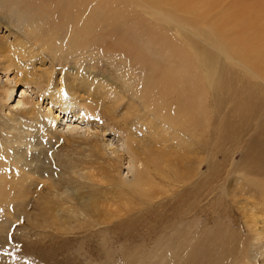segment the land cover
<instances>
[{"label": "bare ground", "instance_id": "bare-ground-1", "mask_svg": "<svg viewBox=\"0 0 264 264\" xmlns=\"http://www.w3.org/2000/svg\"><path fill=\"white\" fill-rule=\"evenodd\" d=\"M101 2L99 0H0V74L4 76V82L8 81L5 88L1 90L0 102L2 104L0 105L3 109L5 104L11 101L10 109L19 111L20 108H23L19 114L8 113V116H2L0 113L2 122L11 120L15 124L14 129L5 124L1 129L6 138V146L3 152H0V208L11 207L17 212L25 214L28 221L35 220L47 225L51 222H70L71 225L67 223L69 228L66 229L68 234L70 232L72 236L76 230L82 232L84 227H88V229L91 227L86 226L87 222L92 220L91 213L102 204L100 202L102 199L98 200V195L91 190L90 195L83 202L84 206H79V203L69 204L70 206L67 205L66 210L61 206L56 207L51 203V199L49 200L50 195L56 198L61 197L63 201H66L65 203H74L75 199L67 190L61 195L49 191L47 197L41 193L40 196L34 195L30 199L31 208L40 207L41 213L39 215L33 216L30 209L27 210L30 191L26 188L25 183L28 184L31 177L47 173L43 170H36L39 168L37 165L36 167L31 166V162H34L35 158L47 156L50 150L49 144L52 141H49L48 144H42L41 134L50 139L54 134L71 135L73 143L78 142L75 138L84 137L85 146L91 154L97 157L100 166L101 162L105 163V166L107 164L108 168H106L109 169V172H114L118 176L117 179H114L115 183L110 186L112 191L110 188L102 187L101 189L100 183L103 180L97 177V180H101L100 183L93 181L94 184H91L89 188L101 189L100 192L97 191L98 194L108 193L109 197L106 196L105 201L108 200L114 205H121L124 209L133 203V199L137 202L136 205L140 203L142 209L145 206L144 203L161 205L163 201L170 198L168 195L162 197L167 194L164 192L168 190L170 194L177 193L185 185H189L193 180L191 179V168L193 167L191 166V152L187 151L191 147L188 142V135L191 131V54L181 47H173V50L169 51L161 50L155 46L153 41L148 40L149 33L153 32L156 35L159 34L160 41L163 42L175 40L177 37L173 32L180 33L181 37L177 39L189 44H191V37L202 39L198 40L201 42V46L194 45L197 58L202 62L207 73L205 77L207 85L205 86L200 80L201 92L199 91V97L204 99L205 96L204 100H207L212 96L217 112L229 109L236 114V118L240 122V125L235 129L230 123L220 127L221 131L226 128V135L221 146H229L231 149L223 151L217 148L214 157L218 154L225 155V158L228 157L231 165L235 167V156L240 153L242 162H248L250 165L247 175L264 178V58L260 56L261 54L263 57L264 54L263 50L260 53L258 51L262 47L260 45L264 44V39L253 42V36H251L253 39L250 36H244L241 38L242 41L239 39L240 42L238 41L235 49L231 42L234 43L235 41L233 36H240L242 24L239 19H235L237 22L230 21L226 25L213 26L212 31L218 35L216 39L210 32L204 31L202 33L197 29H192L191 24L177 18L180 16L169 17L162 14L161 8H156L152 3L149 6L151 14L147 15L148 11L144 12L141 9L133 8L128 0L122 1L134 13L138 14L139 19L136 22L132 20L133 16L130 13H125L128 15L127 17L124 14L121 16L120 14L119 16L112 14L111 11L116 8L110 11L106 6L100 5ZM187 4L186 8L189 10V4ZM68 22L73 25V31L72 34L70 33L72 36L67 34L66 38L68 37L74 48L81 46L84 48L83 51L87 47L89 49L98 48L97 52L101 51L104 55L110 52H119L127 58L132 57L130 59L146 71L142 72L144 77L136 82V88L140 87L141 89L143 87L144 91L147 82L150 91L152 93L160 91L159 99H164L170 107V113L161 115V127H157V129L160 128L158 130L160 133H158V137L156 134L157 139L153 141L155 146L162 145L161 148L146 147L141 144L139 139H136L138 138L136 134L129 131H116L113 127L115 125L108 122L113 121L111 113L121 102L126 105L128 117L140 115L135 99H128L126 95L130 90L136 98L137 90L133 91L132 83L125 84L127 81H124L125 83L122 85L114 84L115 82L111 78L108 79L99 71H95L93 66L85 67L83 65L85 62L81 63V61V64H73L71 67L64 66L55 71L53 61L58 57L57 49L48 39H45L44 35L49 30H44L46 28L55 29L57 24L65 25ZM143 22L146 26H152V29L144 27ZM257 32L255 31L256 35ZM52 36H56V34L52 33ZM33 39L36 40L35 43ZM230 45L233 47L231 52ZM224 46L230 49L224 51ZM39 48H42L43 51ZM47 52H49V56ZM219 55L234 63L236 68L216 67V65V68L209 73L207 67L219 62ZM130 59L129 62L132 64ZM163 67L164 72L162 71ZM149 73L152 74L153 78L149 79ZM195 75L192 77H196ZM119 77L126 79L122 75ZM165 83L168 84L167 87H164ZM17 88H22V91L19 100L14 101L17 98ZM209 91L211 92L209 93ZM108 101H112V103ZM100 108L105 109L104 113L110 116L107 122L105 119L107 115L104 118L99 112ZM129 109L133 111H129ZM182 111L184 114H180ZM41 114L49 119H41ZM198 114L202 115L203 113ZM17 115H21L22 119L34 120L39 123V132L35 133V138L27 140V138L25 139L27 136L24 134V138L21 137L22 140L20 139L21 141L16 140L12 131L17 128V125H22V121L19 122L15 118ZM131 123L134 124V122ZM51 126L53 130H49ZM156 126H159V123ZM180 126L186 128L185 134L179 133ZM126 129L129 130L130 128L126 126ZM16 132L20 134V131L16 130ZM114 133L117 136L116 134L114 136ZM216 134L218 133L216 132ZM109 136L111 138L106 140L105 138ZM217 138L219 141V136ZM24 142L26 144L25 151L18 146ZM182 147L185 149V154L182 155L184 158L180 157ZM33 148L38 149V155H30L29 152ZM77 164L74 163L70 166L73 178L82 183L91 180V175L89 177L85 174L86 168H80ZM215 165L216 163L211 168L213 176L211 175V178H207L206 181L208 190L211 191L208 195L214 193L212 191L214 186L212 185H220L221 182H225L222 178L224 168L215 169ZM122 167L127 170L126 175H124ZM32 168L35 171H31ZM94 169L96 170V168ZM91 170L93 172V169ZM248 179L245 176L244 181H232L227 196L233 204L237 205L239 210H245L246 225L256 235L254 238L264 241V180L249 181ZM110 180L113 181V178ZM40 184L41 188L45 185L44 183ZM82 187L85 188L86 184ZM44 188L46 189V187ZM197 188L199 189V187ZM77 191L76 189L75 192ZM85 193L88 194V192ZM84 194L82 195L84 196ZM190 194L191 192L187 193V195ZM240 195L244 197L240 198ZM77 197L79 200L80 198L83 199L82 196ZM33 199H36L35 203L32 202ZM78 199L77 202H79ZM250 200H253V208L248 207L243 202ZM216 201H213L211 205L221 206L220 198ZM179 204L180 200L177 199L171 201L169 206L172 210H176ZM116 208H113L114 212ZM257 209L260 212H257ZM135 210L138 212V206ZM121 212L125 213L123 210ZM188 214L191 213L184 211L182 217H188ZM142 216L137 217L136 220L140 221ZM229 218L228 213L220 211L218 214L215 212L211 219L214 220V226H219ZM136 220L128 223V226L134 228ZM183 221L186 228L183 237L189 241L191 233L188 231L191 228V219L187 218ZM102 224L108 225L111 222L104 220ZM130 227L129 229H131ZM120 228L115 227L118 231ZM167 229L169 228H163L164 232H167ZM111 230L108 229L107 231ZM215 231L212 228L210 234L206 236V240L210 239L211 242L206 249L207 251L205 250L206 260L209 264H212L219 257L222 258L221 253L224 252L221 251L222 248L219 243L212 239ZM223 234L224 232H218L217 235L222 238ZM177 241L180 242L181 239H177ZM175 243L177 242H172L173 245Z\"/></svg>", "mask_w": 264, "mask_h": 264}, {"label": "rangeland", "instance_id": "rangeland-1", "mask_svg": "<svg viewBox=\"0 0 264 264\" xmlns=\"http://www.w3.org/2000/svg\"><path fill=\"white\" fill-rule=\"evenodd\" d=\"M122 1L124 0H99V2H101L99 4L106 6L110 11L116 8L115 10L111 11V13L113 12L112 14L114 15L119 16L120 14L121 16L122 14L125 15V13H130L133 16L132 20L137 22L139 19L138 14L134 13L132 9ZM128 1V3L133 5V8L141 9L144 12L148 11L149 13H146L147 15L151 14L149 6L152 3L156 8H161L162 14L169 17H174V15L180 16L177 18L185 20L187 24H191L192 29H197L202 33H204V31L210 32L211 35L216 39L218 38V35L216 32L212 31L213 26L226 25L230 21L237 22L235 19H239L242 24L240 36L238 34V36H233L232 38L235 41L234 43L231 42V44L235 46V49L237 47L236 45H238V41H242L241 38H244V36H253L255 39L254 40L251 37L253 42L262 40V38L264 39V0ZM186 3L189 4H187L189 10L186 8ZM125 16L127 17L128 15ZM69 23L70 22L65 25L59 23L55 26V29L46 28L44 30H49V32L44 35L45 39H48L54 45L55 49H57L58 57L53 61L55 64V71L63 68L64 66L71 67L73 64H81L85 62L83 64L85 67L93 66L95 71H99V73L105 75L108 79L111 78L115 82H113L114 84L122 85L125 83L124 81H127L125 84H128V82L132 83V89L133 91L137 90V96L135 98L134 93L130 90L126 93V95L128 99H135V104L137 105L140 112V115H137L138 117H128V114L126 113L127 108L124 102H121L111 113V118L113 121H108L110 116L104 113L106 111L105 109H103V111L102 108H100L99 112L104 118L107 115L105 118L106 122L108 121L111 124L113 123L115 125L113 127L116 131H129L136 134L138 137L136 139H139L141 144L144 146L149 148H161L162 145L155 146L153 141L157 139L158 133H160L158 131L160 128L157 129V127H161V115H167L170 113V107L164 99H159L160 91H155L153 93L150 91L147 82L144 91L143 87L141 89L140 87L136 88V82H139L140 79L144 77L142 72L146 71L143 70L137 63L135 64V61L130 59L132 57L127 58L125 55L119 52H110L104 55L101 53V51H98L99 53L97 52L98 48L89 49L87 47L84 51V48L81 46H79L81 49L79 47L74 48L68 37L66 38L67 34L68 36H72L71 32L73 31V25ZM143 26L152 29V26H146L144 22ZM161 30L164 31V29ZM255 31H258L257 35ZM52 33H55L56 36H52ZM149 34L150 36L148 40L153 41L155 46L159 47L163 51L173 50V47H181L186 52L191 54V131L188 135V142L191 147L187 149V151L191 152V166L194 167L191 168V179L193 180H191L189 185H185V187L180 189V191L177 193L174 192L170 194L168 193V190L164 192V194H167L163 195L162 197H166V195H168L170 198L163 201L161 205L156 206L144 203L145 206L142 209L140 203L136 205L137 202L133 199V203H130V206H127V208L124 209L121 207V205H114L108 200H106V202V196L109 197L108 193H97V191L100 192L99 190H101L102 187L110 188L111 184L115 183L114 179H117L118 176L114 172H112L113 174L109 172V169H107V164L105 166V163L103 164L101 162L100 166L98 163L99 161H97V157L94 156V154H91L89 149L85 146L84 137L75 138L77 139L76 141L80 142H74L76 145L75 146L71 135L54 134V136L50 139L44 137L41 134L40 136L42 144H48L49 141H52L49 144L50 150L48 151L47 156L35 158V161L31 162V166L36 167L37 165L39 168L36 170H43L47 173L41 176L31 177V181L28 184L25 183L26 188L30 191V195L28 197L29 205L27 210L30 209V212L33 214V216L39 215L41 213L39 210L40 207L31 208L30 199H32L34 195L37 197L40 196L41 193L44 197H47V193L49 191L58 195H61L66 190L69 191V193L75 199L74 203H65L66 201H63L61 197L59 198V196L58 198L53 197V195L49 196V200L51 199L50 201H52L51 203L53 205L56 207L61 206L65 210L66 206L69 204L75 205V203H79V206H84L83 202L85 198L90 195V190L98 195V200H103L100 201L103 205L100 204L98 206L99 208L97 207L91 213L92 220L87 222L88 225L86 224V226L91 227H89V229L88 227H84L82 232L76 230L73 236L70 234V232L69 234L67 232L66 228H69L67 225L68 222H51L47 225L43 222L38 223L35 220L28 221L25 218V214H21L11 207L0 208V264H209L206 260L205 250L208 248L211 242L210 239L206 240V236L210 234L212 228L217 231V234L218 232H224L222 238L218 237L216 231L212 235V239L217 241L222 248L221 251H224L221 253L223 257H219L212 264H255L256 262V264H264V241H259L254 238L256 235L253 234V232H251L246 225L247 223L244 217V214H246L245 210H239L237 205L233 204L227 196L230 184L234 180L244 181L245 176L246 178H249V181H258L259 179L264 180V178H257L247 175L250 165L248 162H242V156L240 153L235 156V167L231 165L228 157L225 158V155L222 156L221 154H218L216 157H214L217 148L223 151L231 149L229 146H221V143L226 135V128L221 131L220 127L225 126L226 123H230L232 128L235 129L240 125V122H238L236 114L231 112L229 109L225 111L222 110V112H217L212 96L207 100H204L205 96L204 99L199 97L200 80L206 86L207 83L205 81V77L207 73L205 71V67L202 66V62H200L197 58L194 45L201 46V42L198 40L202 39L191 37V44H189L186 41L177 39L181 37L180 33L176 34V32H173L177 38H175V40L171 39L167 42H163L160 41L159 34L156 35L154 32ZM33 42L35 43L36 40L33 39ZM232 45H230L231 49L224 46V51L230 49L231 52L233 49ZM260 46L262 47L261 49H258V51L260 53V51L262 52L263 50L264 54V44ZM39 49L43 51L42 48ZM47 54L49 56V52H47ZM260 56L261 58H264V56L262 57L261 54ZM129 59L132 64H130ZM219 59V62L215 63L214 65H210L207 67L208 69L206 68L209 73H211V71H213V69L216 67L228 66L236 68V65L226 60L224 56L219 55ZM162 71L164 72V67ZM121 75L127 80L121 79L119 77ZM193 75L196 77H192ZM151 78H153V76L149 73V79ZM4 80V76H1L0 74V94L1 90L5 88L6 84H8V81L4 82ZM167 85L168 84L165 83L164 87H167ZM21 91L22 88H17V98H15L14 101L19 100ZM210 92L211 91H209V93ZM108 102L112 103V101ZM0 104H2V102H0ZM11 105V101L6 103L3 109L0 105V113L2 116H8V113L19 114L23 111V108H20L19 111L12 110V108L10 109ZM129 111L133 110L129 109ZM198 113L203 114L199 115ZM180 114H184V111H182ZM40 117L43 120L49 119L44 117L43 114H41ZM15 118L19 122L22 121V125H17V128L12 131V134L15 136L16 140L21 141V137H23L24 134H26L27 137H25V139L27 138V140L35 138V133L39 132V123L35 122L34 120L29 121L22 119L21 115H17ZM207 120H209L210 123ZM131 122H134V124ZM158 123L159 126H156ZM4 124L7 127L9 126L13 129L15 125L11 120L2 122V119L0 118V152H3L6 146V138L1 132L2 126ZM126 126L130 129H126ZM131 127L133 128L131 129ZM180 129H178L179 133L185 134L184 131L186 128L180 126ZM16 130L20 131V134H17ZM49 130H53L52 126ZM152 130H155L156 132H153ZM216 132L218 134H216ZM115 134L116 133H114V136ZM218 136L219 141L217 140ZM110 138L111 137L109 136L105 139L108 140ZM25 145L26 144L24 142L22 145L18 146L21 148V150L24 149L25 151ZM37 150L38 149L36 148L31 149L29 152L30 155H38ZM180 153V157L185 154V149L183 147L180 149ZM90 155L91 157H89ZM73 162L75 164L78 163L77 165L80 168L85 167L86 172H84L89 177L91 175V180L82 183L73 178V175L70 172V166L74 164ZM214 163H216L215 169L224 168L222 178L225 182H221L220 185H212L214 186L212 190L214 193L208 195V193L211 191L208 190L206 181L207 178H211V168ZM94 168H96V170ZM91 169H93V172ZM121 169L123 170L124 175H126L127 170H125V167H122ZM32 170L35 171L33 168L31 171ZM96 177L99 179L102 178L103 181L100 180L102 183H100ZM111 178H113V181L110 180ZM93 181H95V183L98 181V183L101 185V189H94L91 187L89 188L91 184H94ZM38 183H44V187H46V189L44 187H42V189ZM84 184H86L85 188L82 187ZM51 186L53 187L49 189ZM197 187H199V189ZM73 188L75 191L77 189L79 194L75 192ZM187 190L188 192H191L190 195H187ZM110 191H112V189ZM85 192H88V194ZM151 193L153 192L151 191ZM82 194H84V196ZM77 196H79V198L82 196L83 199L80 198L79 200ZM218 197L220 198L221 206L211 205L213 201L219 199ZM239 197L243 198L244 196L240 195ZM77 199L79 202H77ZM177 199L180 200V204L176 210H172L169 206V203H171V201H176ZM32 202L35 203L36 199H33ZM80 202L83 204L81 205ZM243 202L248 207L253 208V200ZM62 203L66 205L64 206ZM108 206L109 209L107 210ZM137 206L138 212L136 211L137 209L135 210ZM105 207L106 209H104ZM112 207H117L116 209L118 210L115 209L116 213ZM121 210H123L125 213H122ZM184 211L190 212L191 214H188V217L183 218L182 216H184ZM220 211L228 213L231 219L229 218V220L223 222L219 226H214V220L212 221L211 218L215 212L218 214ZM257 212H260V210L257 209ZM105 213L108 214L106 215ZM141 216L142 218L140 221H137L136 219L140 218ZM187 218L191 219V228L188 231L191 233V239L189 241L183 237V233L186 230L183 220ZM104 220L111 222V224H102ZM133 220H136V222H134V228L128 226V223ZM63 223L65 224L62 225ZM68 224L71 225L70 222ZM115 227H121L120 231L116 230ZM129 227L132 230L129 229ZM163 228L169 229H167V232H164ZM108 229L112 230L108 232ZM177 239H181V241L179 242ZM172 242L177 243L173 245Z\"/></svg>", "mask_w": 264, "mask_h": 264}]
</instances>
